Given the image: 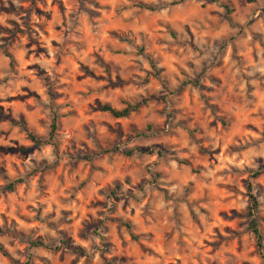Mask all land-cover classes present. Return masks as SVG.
Listing matches in <instances>:
<instances>
[{
	"label": "rangeland",
	"instance_id": "rangeland-1",
	"mask_svg": "<svg viewBox=\"0 0 264 264\" xmlns=\"http://www.w3.org/2000/svg\"><path fill=\"white\" fill-rule=\"evenodd\" d=\"M0 264H264V0H0Z\"/></svg>",
	"mask_w": 264,
	"mask_h": 264
},
{
	"label": "trees",
	"instance_id": "trees-1",
	"mask_svg": "<svg viewBox=\"0 0 264 264\" xmlns=\"http://www.w3.org/2000/svg\"><path fill=\"white\" fill-rule=\"evenodd\" d=\"M138 8L145 9L152 11L154 10L153 7L147 5H138ZM5 56L9 60V64L12 65V59L10 55L5 53ZM151 67L155 70L154 64L150 63ZM148 103V99H141L134 103H125L124 107L120 110H116L110 108L108 106H102L99 110L103 113L108 114L110 117L114 119H123L127 118L129 115L137 113L141 108L146 106ZM17 126L26 134L29 142L32 144L34 148H41V147H50L53 151L57 149V131H58V116L53 114L52 118L49 123L48 133L47 136L44 138L37 137L24 123H19ZM13 184H9L8 187L11 189ZM248 199H249V206L247 211V230L252 234L256 241V246L260 250L261 247V233L259 230V225L257 221V213L259 204L256 197L251 193V186L248 185ZM31 246L34 248H46V245L41 241H35L31 243Z\"/></svg>",
	"mask_w": 264,
	"mask_h": 264
}]
</instances>
